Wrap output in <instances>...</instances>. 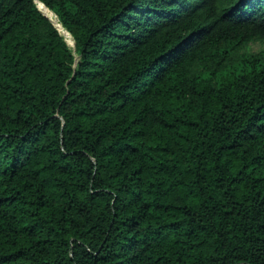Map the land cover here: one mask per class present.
Here are the masks:
<instances>
[{"label":"trees","instance_id":"16d2710c","mask_svg":"<svg viewBox=\"0 0 264 264\" xmlns=\"http://www.w3.org/2000/svg\"><path fill=\"white\" fill-rule=\"evenodd\" d=\"M0 264H264V0H0Z\"/></svg>","mask_w":264,"mask_h":264},{"label":"rangeland","instance_id":"374dc122","mask_svg":"<svg viewBox=\"0 0 264 264\" xmlns=\"http://www.w3.org/2000/svg\"><path fill=\"white\" fill-rule=\"evenodd\" d=\"M263 50V46L259 44H251L247 47V49L243 50L241 55H246V56H254L258 55L261 51Z\"/></svg>","mask_w":264,"mask_h":264},{"label":"water","instance_id":"95a60500","mask_svg":"<svg viewBox=\"0 0 264 264\" xmlns=\"http://www.w3.org/2000/svg\"><path fill=\"white\" fill-rule=\"evenodd\" d=\"M35 2V1H34ZM44 16V15H43ZM46 17V16H45ZM47 18V17H46ZM49 20V19H48ZM53 25V24H52ZM54 26V25H53ZM55 27V26H54ZM56 29V28H55ZM57 30V29H56ZM58 31V30H57Z\"/></svg>","mask_w":264,"mask_h":264}]
</instances>
